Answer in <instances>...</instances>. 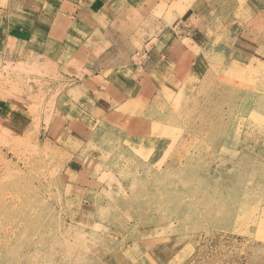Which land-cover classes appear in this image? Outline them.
<instances>
[{"label":"rangeland","instance_id":"374dc122","mask_svg":"<svg viewBox=\"0 0 264 264\" xmlns=\"http://www.w3.org/2000/svg\"><path fill=\"white\" fill-rule=\"evenodd\" d=\"M43 2L0 0V264H264V0H109L66 45L19 33Z\"/></svg>","mask_w":264,"mask_h":264},{"label":"crops","instance_id":"0c3cea01","mask_svg":"<svg viewBox=\"0 0 264 264\" xmlns=\"http://www.w3.org/2000/svg\"><path fill=\"white\" fill-rule=\"evenodd\" d=\"M101 4L105 6L106 4H109V0H44L42 11L39 13L31 11V16L18 14L17 17H15L23 22V28L18 31L23 34L21 31L25 30L26 37H32L33 34H37V38L40 37L42 40L41 42L51 41L53 45H57L63 41V44L66 45L68 41L72 43V39L75 38V34L81 33V30L84 29L83 26L77 24L79 21V14L84 12L85 14L91 16L92 13H96L97 11L106 13L101 7L97 9L96 6H102ZM192 8L193 7H188L183 14L176 16L179 17L177 25L180 24L181 19L189 12L192 15V13L198 10L195 7L194 10ZM177 11L175 14H177ZM168 28L169 27L164 29L162 33L155 36L150 41L152 44L151 50L163 49L162 57H166V55L171 57V55L174 56V54L182 52L186 54L182 42L177 41L171 28ZM187 40L191 41V44L193 43L194 45H197L196 42L198 41L194 40L192 37L187 38L185 41L187 42ZM99 69L101 70L100 75L86 77L83 85L85 87L99 89L97 91L100 96L97 97V101L93 107L94 109L110 110L112 107V100L123 97V92L110 83V81L113 80V77H115L113 73H106L103 67H100ZM89 70H92V68L90 67ZM102 70H104L103 73ZM120 76L122 77L124 74L122 73ZM126 77H128L127 73ZM102 83H104L103 85L105 87L102 86ZM108 85L114 86L111 88L112 91H108L106 89ZM84 103H86L90 108L93 106V102L89 98H86Z\"/></svg>","mask_w":264,"mask_h":264},{"label":"bare ground","instance_id":"6f19581e","mask_svg":"<svg viewBox=\"0 0 264 264\" xmlns=\"http://www.w3.org/2000/svg\"><path fill=\"white\" fill-rule=\"evenodd\" d=\"M228 86H229V85H228ZM218 88H219V87H218ZM220 89H221V88H220ZM223 89H224V88H223ZM224 90H225V89H224ZM231 91H232V90H231ZM222 93H223V91H222ZM229 93H231V92H229ZM219 94H220V93H219ZM219 94H218V95H219ZM218 95H217V96H218ZM217 96H216V97H217ZM221 98H222V97H221ZM223 98H224V97H223ZM219 103H220V102H219ZM222 108H223V107H222ZM229 110H230V109H229ZM216 111H217V110H216ZM220 111H221V110H220ZM212 112H213V111H212ZM217 112H218V111H217ZM217 112H215V113H217ZM220 114H221V113H220ZM230 115H231V114H230ZM215 117H216V116H215ZM217 117H219V116H217ZM219 118H220V117H219ZM221 118H222V116H221ZM229 118H230V117H229ZM229 118H228V119H229ZM218 120H219V119H218ZM214 121H215V119H214ZM214 121H213V122H214ZM219 122H220V121H219ZM220 123H221V122H220ZM218 124H219V123H218ZM221 124H222V123H221ZM226 124H227V123H226ZM213 125H215V124H213ZM213 125H212V126H213ZM218 128H219V127H218ZM216 130H217V129H216ZM211 131H212V130H211ZM210 133H211V132H210ZM220 133H221V132H220ZM220 147H221V146H220ZM218 151H219V150H218ZM219 153H220V152H219ZM221 153H222V152H221ZM179 163H180V161H179ZM20 196H21V195H20ZM17 199H18V198H17ZM4 200H5V199H4ZM196 200H197V199L195 198V199L193 200V203H190V201L187 202L186 200H184V201H182V202L180 203V205H185V206L192 205V204H194V202H195ZM18 202H19V201H18ZM11 214H12V212H11ZM9 216H10V215H9ZM161 217H162V216H161ZM5 228H6V227H5ZM20 230H21V229H20ZM19 232H21V231H19ZM10 233H11V232H10ZM18 237H19V235H18ZM58 242H59V241H58ZM113 250H114V249H113ZM113 252H114V251H113ZM113 252H112V253H113ZM115 253H116V252H115ZM115 253H114V254H115ZM99 257H100V256H99ZM23 261H24V259H23Z\"/></svg>","mask_w":264,"mask_h":264}]
</instances>
